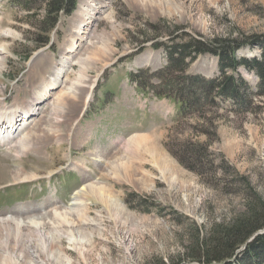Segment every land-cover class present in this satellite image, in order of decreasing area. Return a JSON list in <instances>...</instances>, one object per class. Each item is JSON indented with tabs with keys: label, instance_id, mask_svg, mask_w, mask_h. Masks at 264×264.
Wrapping results in <instances>:
<instances>
[{
	"label": "rangeland",
	"instance_id": "1",
	"mask_svg": "<svg viewBox=\"0 0 264 264\" xmlns=\"http://www.w3.org/2000/svg\"><path fill=\"white\" fill-rule=\"evenodd\" d=\"M45 1L0 0V49L6 50L0 55V108L11 110L31 102L36 111L18 128L16 133H23L13 138L16 149L13 140L0 142V220L35 219L47 237L56 240V225H51L59 219L53 216L54 209H67L74 200L81 204L82 185L100 183L118 204L106 207L90 193L82 197L81 210L88 205L87 223L75 214L70 220L75 222L73 237L81 252L72 250L66 240L58 243L70 264H180L197 237L203 240L215 227L230 225L244 214L248 193L264 198V95L256 93L257 76L240 68L238 74L252 89L243 103L200 98L201 107L183 114L173 99L138 93L129 75L139 74L162 93L166 82L169 86L178 78L182 82L185 74H162L168 66L165 46L170 40L177 44L249 40L236 56L261 58L264 0H95V5L108 9L102 8L81 34L76 30L79 0L71 15L58 16L53 29L51 20L44 23ZM43 40H48L46 46L37 47ZM71 40L76 43L72 53L67 47ZM63 60L69 67L64 76L58 64ZM54 75L60 83L40 101L35 93ZM187 75L218 77L217 58L209 53L198 57ZM76 79L82 81L81 88L71 83ZM92 85L91 98L85 102ZM72 86L75 96H63ZM198 90L190 91L201 97ZM59 96L61 109L55 111ZM24 135L29 136L31 150L20 155L17 141ZM135 135L149 137L151 147L158 149L155 158L166 157L173 171L163 175L151 152H139L143 148ZM195 155L203 157L201 164ZM97 156L102 160H95ZM115 158L141 169L135 183L123 178L121 171L115 177L108 171ZM16 172L36 179L14 183ZM9 229L0 234V243L4 245L8 235L11 247L15 230ZM35 230L23 228L21 238L23 244L33 243L39 259L27 250L20 264H68L42 252ZM53 245L57 246L55 241ZM240 255L233 264H247ZM0 264H5L1 254Z\"/></svg>",
	"mask_w": 264,
	"mask_h": 264
},
{
	"label": "trees",
	"instance_id": "2",
	"mask_svg": "<svg viewBox=\"0 0 264 264\" xmlns=\"http://www.w3.org/2000/svg\"><path fill=\"white\" fill-rule=\"evenodd\" d=\"M75 8L76 0H46L44 3L46 15L44 23L51 20L53 29L59 15H70ZM26 10H30L29 4H27ZM262 39L264 38L261 37L260 40ZM47 43L48 40L39 41L37 47L45 46ZM168 43L165 46L168 66L165 72L161 71L162 74L170 77L179 73L181 76L185 74L182 77L186 78L182 82V78L176 79V82L180 81L179 85L174 81L172 86H169L166 82L164 86L167 90L162 93L161 90H155L152 85L143 81L139 74H131L130 81L135 83L138 89L151 92L157 97L177 100L183 113L201 107L203 101L200 103V98L209 99L210 103L214 102L215 98L243 103V99H247L246 93L252 90L237 72L240 68H244L257 76L259 86L256 93L264 95V54L261 58L251 61L236 56V52L241 47L250 44L249 40L242 43L235 39H214L211 42L193 40L184 44H177L174 40H170ZM262 49L264 51V48ZM208 53L214 55L218 60L219 76L206 79L202 75H187L188 66L198 57ZM195 87H199L198 91L201 93L199 95L201 97H197L196 93L190 91ZM190 151L188 150V153ZM202 159V156L195 155L194 160L197 165L202 163ZM186 162L180 163L185 165ZM211 172L214 173V170ZM247 195L244 214L236 218L230 225L215 227L203 240H199L197 237L191 251L188 255H184L180 264H218V262L233 256L252 234L264 229V198H258L251 193ZM240 254L241 260L247 264H264V233L257 235ZM155 264L163 263L157 261ZM172 264L174 263L172 262Z\"/></svg>",
	"mask_w": 264,
	"mask_h": 264
},
{
	"label": "bare ground",
	"instance_id": "3",
	"mask_svg": "<svg viewBox=\"0 0 264 264\" xmlns=\"http://www.w3.org/2000/svg\"><path fill=\"white\" fill-rule=\"evenodd\" d=\"M94 1L95 0H79V10H78V12H76V15H78V17L80 18L79 19L80 24L78 23L79 26L76 29L78 34H81L85 30L84 28L88 27L92 23V21L101 14L99 12L102 11V8L104 9V11H105V9H108L107 5L106 6H102V4L101 5H99V4L95 5ZM139 1H141V0H139ZM105 3H107V1ZM82 42H84V41H82ZM67 47H68L69 52L72 53L76 48L75 40H71L69 46H67ZM5 53H6L5 48H1L0 49V55H3ZM94 56H96V55H94ZM94 59H96V58H94ZM58 64H60V66L64 69V73H63V76H64V74L67 72V68H69V67L67 66V64H64V60ZM58 64L55 67H59ZM2 68H3V57L0 58V71L2 70ZM58 77L59 76L54 75V77L51 78L49 85L43 86V89H41L38 93H35L36 97L38 99H41L40 101L45 100L48 97L47 93H48V90L50 88H52L53 86H56L58 83H60V79ZM78 77H79V80L82 78L81 75H79ZM56 78H58V79L56 80ZM79 80H77L75 82H71V83H74V85L76 87L81 88L82 87V81H79ZM73 88H74L73 86L71 88H67L65 93H63V96H65V95L69 96L70 95V96L74 97L76 94V90H75L76 88L73 90L74 93H70ZM92 88H93V85L89 87V95H88L87 99L85 100V102L90 100L91 95H92L91 94ZM61 98H62V96H59L56 98V102L53 105V109L55 111L61 109L58 107V103H60ZM35 113H36V111L34 109V105L31 102H29L27 104V106H24L21 108L15 107V108H12L11 110H3V108H0V142H7L10 140H13V138H15V135L17 134L16 133L17 130L19 131L18 128L21 126V123L26 122L30 117L34 116ZM17 122H19V124ZM21 133H23V131L17 135H20ZM133 138H135L137 145H140V146H142L141 148H143V149H139L140 150L139 152H144L146 154L147 153L150 154V152H151L152 155L151 154L150 155L152 156V159L156 163L158 169H160L162 171L163 175H165L166 173H169L170 171L171 172L173 171V166H172L171 162L167 160L166 157L155 158V156L157 155L158 149L151 147L152 145L150 143H152V142H150L149 137H147V136L146 137L145 136L139 137V135L138 136L135 135ZM131 140L133 141V139H131ZM131 140L128 142V144H130ZM14 142H15V140H13V146L12 147H14ZM17 143L20 144V147H18L20 149V151H19L20 155L25 151L29 152V150H31L29 148V144H30L29 136L24 135V137L19 139L17 141ZM143 145H145V146H143ZM32 150H34V149H32ZM131 151H133V150H131ZM139 158L142 160V158H144V156L142 158L141 157H139ZM149 158H150V156H149ZM95 160L99 161L102 159L99 156H97V158H95ZM144 160H145V158H144ZM139 170H141V169L135 168V167H133V165L132 166L127 165L126 163H124L121 160V158H115V160L111 161V164L108 168V171H113L114 177H115L116 173L118 175H120L119 173L121 171L123 178H125L129 183H133V182L135 183L136 182V181H134V179L137 176L136 174L139 172ZM19 175L20 174L18 172L13 174L12 180L17 181L14 183H18V182H22V181L31 182V181H34L36 179V176L27 177L26 175H24V176H19ZM110 175L111 174L108 172V178L110 177ZM108 178H106V179H108ZM82 186H84L82 193H80V191L78 192V194H80V198L78 199V201L81 202V204L78 205L76 203L77 200H74L75 203L71 207H69L67 209L65 208L63 210L60 209V211L54 209V211H53L54 212L53 216L55 218L59 219L58 222H56L55 224L53 223L51 225V226L56 225L55 228H56L57 234H58V236L56 238L57 241L55 239H53L52 237H47V235L45 233V229H44V227H42L43 225H41V223H38L39 221L38 222L35 221V219H28L27 220L28 223H23L19 219L18 220L17 219L12 220V218L10 216H8L5 220L1 219L0 220V234L10 230L9 228H13L15 230L14 246L10 247L8 245V243H10L9 242L10 238L8 235L4 236V238H5V241L3 242L4 245H2L0 243L2 245V246H0V254L3 255L4 263L5 264H20V262L22 260H24V257L27 256V253H26L27 250L31 252V256H33V258L37 257L39 259V256L33 250V249H35L33 246V243L29 242L28 245L26 243L23 244L22 238H21V235L23 234V232H22L23 228L30 229V228H33V226H34V228L37 229L35 231L38 232L39 237H40V241L42 244L41 245L42 246L41 247L42 252H50V255H51V256H49L50 258H52V259H55V258L64 259L68 262V264H70L71 261L69 259L65 258V256H64L65 254L63 253V250H61L60 245L58 243L61 240H66L68 245L70 246V248L72 250L79 252V253L81 252L78 250L79 244H78L77 239L75 237H73L75 235L74 234V232H75L74 231V227H75L74 223L75 222L73 223L70 220L73 218L72 214H75L76 217H78V218H81V217L85 218V215L87 213L86 210H88V205L86 203H84L83 211L81 210V207L83 205V201H82L83 198L82 197H84L88 193H90L92 196L95 195L103 204H105L106 207L118 204V202H116L113 199L112 192L109 189H107L103 184L101 185L100 183H98V184H86L85 183ZM72 211L74 213H71ZM87 219L88 218H85L86 222H84V223H87ZM72 223H73V225H72ZM64 227H66V230L63 232ZM55 228H53V229H55ZM49 229L51 230V227ZM55 233H56V231H55ZM76 234H78V232ZM54 241L57 244V246L53 245Z\"/></svg>",
	"mask_w": 264,
	"mask_h": 264
},
{
	"label": "water",
	"instance_id": "4",
	"mask_svg": "<svg viewBox=\"0 0 264 264\" xmlns=\"http://www.w3.org/2000/svg\"><path fill=\"white\" fill-rule=\"evenodd\" d=\"M262 233H264V229H263V230H260V231H258V232H255L254 234H252V235L247 239V241L244 243V245H242V246L237 250V252H236L233 256L228 257L227 260H224V261L218 262V264H226V263H231V264H233V262L236 260V257H237V255H238V253H240L241 251H243V250L246 248V246H247L249 243H251V242L256 238L257 235L262 234ZM213 264H215V263H213Z\"/></svg>",
	"mask_w": 264,
	"mask_h": 264
}]
</instances>
